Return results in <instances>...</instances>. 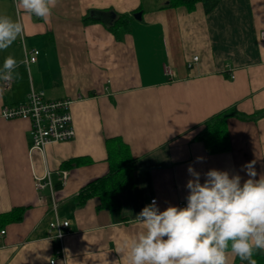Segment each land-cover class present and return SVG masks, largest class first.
I'll list each match as a JSON object with an SVG mask.
<instances>
[{
  "label": "crops",
  "instance_id": "crops-1",
  "mask_svg": "<svg viewBox=\"0 0 264 264\" xmlns=\"http://www.w3.org/2000/svg\"><path fill=\"white\" fill-rule=\"evenodd\" d=\"M171 1L58 0L44 21L0 0V15L23 25L0 51V67L9 55L22 61L8 89L0 81V110L43 91L46 99L72 101L75 130L72 140L39 151L28 120L0 117V264H128L127 250L124 257L118 251L144 231L135 215L152 199L160 210L186 205L190 164L202 182L213 168L238 173L242 183L248 165L256 179L264 175V0H218L209 12L200 2L189 11ZM121 14L133 19L116 37L108 26ZM33 50L36 61L27 63ZM228 108L250 118H229V149L209 154L197 136ZM109 138L122 139L135 158L133 186L116 208H98V198L79 206L80 189L107 173ZM77 159L84 163L62 167ZM47 172L52 188L37 189L35 176ZM14 209H22L19 221L1 218ZM55 219L69 224L63 254L49 229ZM237 260L247 264L228 256V264Z\"/></svg>",
  "mask_w": 264,
  "mask_h": 264
},
{
  "label": "clouds",
  "instance_id": "clouds-1",
  "mask_svg": "<svg viewBox=\"0 0 264 264\" xmlns=\"http://www.w3.org/2000/svg\"><path fill=\"white\" fill-rule=\"evenodd\" d=\"M58 0H17V8L49 21ZM23 25L9 15H0V51L7 50L22 36ZM22 61L7 56L0 67V81L19 77ZM203 163V157L196 158ZM248 179L242 181L227 170L202 173L188 166L190 179L186 205L169 204L160 210L155 199L136 219L144 225L127 250L128 264H228V256L256 264L255 253L264 251V175L246 166ZM119 264V261L116 262Z\"/></svg>",
  "mask_w": 264,
  "mask_h": 264
},
{
  "label": "trees",
  "instance_id": "trees-1",
  "mask_svg": "<svg viewBox=\"0 0 264 264\" xmlns=\"http://www.w3.org/2000/svg\"><path fill=\"white\" fill-rule=\"evenodd\" d=\"M202 3L205 12L212 10L218 0H173L170 6L184 5L191 11L194 5ZM133 19V14H121L108 30L117 37V34H125L129 31V25ZM239 118L245 120L250 118L245 114L239 113L235 108L225 109L209 117L204 123L203 128L197 136V139L203 142L209 154L226 151L230 147L229 135L227 130V120L229 118ZM107 152V173L88 183L80 189L75 198L77 205H84L91 198H98L100 209L110 210L119 206L118 195L131 189L133 186V172L136 167V160L131 155L129 147L120 138H109L105 140ZM84 163L82 160H73L65 162L63 168L78 166ZM18 212V213H17ZM22 209H14L11 213L2 214L6 221H19ZM253 259L256 264H264V251L254 254ZM235 261L234 264H238Z\"/></svg>",
  "mask_w": 264,
  "mask_h": 264
},
{
  "label": "built area",
  "instance_id": "built-area-1",
  "mask_svg": "<svg viewBox=\"0 0 264 264\" xmlns=\"http://www.w3.org/2000/svg\"><path fill=\"white\" fill-rule=\"evenodd\" d=\"M13 2L16 3L17 0H13ZM260 37L261 39L264 38V31L260 32ZM37 54L38 51H31L27 56L26 62H35ZM197 61L198 57L193 56L191 61L187 62V68H192ZM164 73L170 80L173 79V70L168 64L164 65ZM10 84L11 82H3L2 86L4 89H8ZM71 103L72 101L68 99H46L43 91L32 89L23 102L13 106H3L0 110V117L7 120H28L32 137L31 147L32 149L43 151L49 144L66 142L75 137L70 111ZM66 175L65 171L60 172L61 183L65 182ZM35 187L37 189L52 188L48 172L44 177L35 176ZM179 206L183 207L185 204L181 203ZM68 226L67 221L58 219L49 224V229L53 232V238L59 242L58 254H63L61 242L67 234ZM3 233L4 231L0 230V236Z\"/></svg>",
  "mask_w": 264,
  "mask_h": 264
},
{
  "label": "water",
  "instance_id": "water-1",
  "mask_svg": "<svg viewBox=\"0 0 264 264\" xmlns=\"http://www.w3.org/2000/svg\"><path fill=\"white\" fill-rule=\"evenodd\" d=\"M134 17H135L136 19H139V18H140V13L135 14Z\"/></svg>",
  "mask_w": 264,
  "mask_h": 264
}]
</instances>
